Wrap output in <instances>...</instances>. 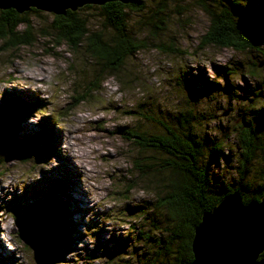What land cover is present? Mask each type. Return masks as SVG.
<instances>
[{"label": "rangeland", "instance_id": "obj_1", "mask_svg": "<svg viewBox=\"0 0 264 264\" xmlns=\"http://www.w3.org/2000/svg\"><path fill=\"white\" fill-rule=\"evenodd\" d=\"M157 1L126 9L128 26L146 39L144 47L96 90L90 89L94 71L87 55L55 45L49 35L53 13L26 11L30 44L7 47L0 39V107L19 103L27 110L15 137L0 139V264H35V251L16 225L24 208L47 197L58 209L65 202L62 226L72 235L60 248L63 259L52 264L148 262L160 239L167 242L165 211L155 205L152 173L142 176L134 163L151 153L139 152L121 132L137 125L159 131L150 117L168 121L191 110L205 151L215 141L222 144L209 175L218 184L240 183L236 130L243 119L264 114V0H236L252 36L245 50L204 44L209 20L196 0H166L163 29L149 33ZM79 9L90 28L106 30L96 5ZM80 95L85 98L67 110ZM37 133L44 134L49 154L30 156L21 146ZM68 156L79 170L68 165Z\"/></svg>", "mask_w": 264, "mask_h": 264}, {"label": "trees", "instance_id": "obj_2", "mask_svg": "<svg viewBox=\"0 0 264 264\" xmlns=\"http://www.w3.org/2000/svg\"><path fill=\"white\" fill-rule=\"evenodd\" d=\"M196 1L209 20L208 29L202 35L204 44L235 50L251 48L252 36L247 28V19L242 16L244 11L241 4L236 0H229L226 3L216 1L213 6L207 0ZM156 6L148 19L150 20L148 31L153 35L163 29L162 19L166 0H158ZM96 7L99 8L106 30L90 28L79 8L73 11L66 10L62 15L54 14L49 24L51 30L49 35L55 40V45L63 43L72 53L81 51L90 59L94 71L90 81L92 90L98 89L99 83L103 82L106 76L120 71L125 59L144 47L146 40L138 38L128 26L126 11L141 10V0H131L127 4L109 1ZM30 10L38 11L35 8ZM19 26L23 28L19 29ZM31 28L32 24L26 17V12L1 10L0 39L5 38L7 47L30 44L34 39ZM95 82L98 84L95 85ZM84 98V95L74 98L66 109L76 106ZM26 111L25 104L19 103L0 107V139L8 142L15 137L19 121ZM259 113L258 118L255 117L256 120L243 119L240 129L236 130L241 149L237 166L240 183L237 186L218 184L209 175V167L221 152L222 144L215 141L208 151H205V143L194 128L195 115L191 110L180 111L168 121L150 117L161 127L159 131L137 125L121 132L127 135L139 152L151 153L150 156L143 157L140 165L139 159L134 163L142 176L152 173L154 178L151 174L150 176L155 182L157 194L155 205L164 209L162 222L166 223L165 228L169 232L167 242L164 243L160 239V245H157L152 257L144 264L189 263L193 257L191 242L194 227L204 212L211 210L221 198L233 191L240 193L244 203L262 197L264 114ZM21 146L30 156H38L44 150L48 154L51 152V148H46L45 137L41 133L21 142ZM59 208L68 215L67 207L61 200ZM16 230L21 237L19 224L16 225ZM67 233L70 240L71 231L68 230ZM259 257L264 258V251Z\"/></svg>", "mask_w": 264, "mask_h": 264}, {"label": "water", "instance_id": "obj_3", "mask_svg": "<svg viewBox=\"0 0 264 264\" xmlns=\"http://www.w3.org/2000/svg\"><path fill=\"white\" fill-rule=\"evenodd\" d=\"M109 1L127 4L131 0H0V9L23 13L35 8L62 15ZM42 202L21 211L19 227L22 239L35 251V264H52L63 259L60 248L68 243L69 235L52 198ZM191 251L193 257L187 264H264L259 257L264 251V193L259 200L246 203L238 191L221 198L194 227Z\"/></svg>", "mask_w": 264, "mask_h": 264}, {"label": "bare ground", "instance_id": "obj_4", "mask_svg": "<svg viewBox=\"0 0 264 264\" xmlns=\"http://www.w3.org/2000/svg\"><path fill=\"white\" fill-rule=\"evenodd\" d=\"M47 132V135L49 134V131H46ZM77 155V153L75 154V156ZM77 156H79V155H77ZM81 158H83V157H81ZM86 159V158H85ZM68 165L70 166V167H72V168H74V169H76V170H79L80 169V166L78 165L77 166V164H75L74 163V161H72L70 158H69V156H68ZM88 164V163H87ZM80 165H81V168L82 167H85V165H84V162L83 161H80ZM76 175V174H75ZM63 202V201H62ZM65 203V202H64ZM66 205V204H65ZM67 207V206H66ZM58 209V208H57ZM58 211H59V214H60V217L62 216L61 214H62V210H60V208L58 209ZM61 212V213H60ZM63 223V222H62ZM64 225V224H63Z\"/></svg>", "mask_w": 264, "mask_h": 264}]
</instances>
